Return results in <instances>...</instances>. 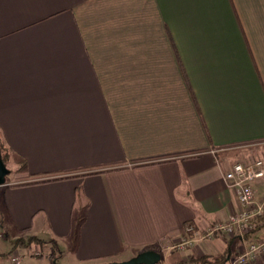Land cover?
Masks as SVG:
<instances>
[{
  "label": "crops",
  "instance_id": "1",
  "mask_svg": "<svg viewBox=\"0 0 264 264\" xmlns=\"http://www.w3.org/2000/svg\"><path fill=\"white\" fill-rule=\"evenodd\" d=\"M262 140L264 0H0V141L35 174L0 185V264H53L27 236L61 264H227L264 226L172 244L239 208L230 148Z\"/></svg>",
  "mask_w": 264,
  "mask_h": 264
},
{
  "label": "built area",
  "instance_id": "2",
  "mask_svg": "<svg viewBox=\"0 0 264 264\" xmlns=\"http://www.w3.org/2000/svg\"><path fill=\"white\" fill-rule=\"evenodd\" d=\"M264 177V163L262 160L242 163L235 162L224 173V178L235 191L239 208L229 214L223 221L213 223L205 228H198L193 224L185 227V237L181 238L172 248H181L192 244L197 239H211L218 235H238L245 237L255 226L253 219L264 213V196L258 200L255 196L254 183ZM174 245V246H173ZM264 255V239L246 242L242 251L232 256L227 264H250ZM21 255L11 257L12 262L18 264Z\"/></svg>",
  "mask_w": 264,
  "mask_h": 264
},
{
  "label": "trees",
  "instance_id": "3",
  "mask_svg": "<svg viewBox=\"0 0 264 264\" xmlns=\"http://www.w3.org/2000/svg\"><path fill=\"white\" fill-rule=\"evenodd\" d=\"M2 145L0 144V153H1L2 160L5 163V155L2 153ZM8 151H9L11 158H13V160H16V162L18 164V168H17L18 173L23 175V177H31V176L35 175V174H29L27 172L25 161L19 154L15 153L13 151H10L9 149H8ZM253 224L255 226L252 228V231H255L259 227L264 226V213L256 216L253 219ZM13 242H14V245H16V246H17V244L20 243V245H22V247L25 249H31L32 245H37L38 248H39V246H41L42 249H44V247L47 246L49 248V251H50L48 254H45L44 252H42V253L40 252V253H33L32 255L37 257V258H43L44 256H46L51 260V262L53 264H61L59 262V259L61 257V252H60V250L57 246V243L54 239L45 240V239L38 238L35 236H30L26 240H23L22 237L16 238V239H14ZM227 251L228 250H226V252H223L219 256H212V255H201V256H197V257L196 256H190L186 260L179 261L175 264H220V263L222 264L227 259V255H228ZM88 264H93V262H90Z\"/></svg>",
  "mask_w": 264,
  "mask_h": 264
},
{
  "label": "rangeland",
  "instance_id": "4",
  "mask_svg": "<svg viewBox=\"0 0 264 264\" xmlns=\"http://www.w3.org/2000/svg\"><path fill=\"white\" fill-rule=\"evenodd\" d=\"M0 144L2 145L1 141H0ZM230 150H232L237 155L236 158L234 159L235 162L248 163V162H253L256 160H262L264 163V140L249 142V143L240 144V145H235V146H232L230 148ZM2 153L5 155V163H6L5 166L9 170V173L6 176L4 184L12 185L15 183H20V181L23 178L20 177L19 176L20 173L17 172L18 164H17L16 160H13V158H11L8 149L5 148L3 145H2ZM260 235H263V233L258 234V236H260ZM24 236H27V235H24ZM29 237L30 236L22 237V238H23V240H26ZM48 239L49 238H46L45 240H48ZM0 247L6 253L9 251H12V248H13L12 244H10L9 241H5V240L1 241ZM19 249H21V248H19ZM25 250H27V249H25ZM31 250H32V253H40V252L46 253L47 251H49V248L46 246V247H44V249H42L41 246H39V248H38L37 245H32ZM159 250H156V251L161 254V252ZM28 251L30 252V250H28ZM137 254H135V255H137ZM5 257H6V254L0 253V261L5 260ZM130 258L131 257H128V258L117 257V258H114L112 260L93 261V264H101V263H106V262H110V261H123V260H128ZM84 264H88V263H84ZM156 264H162V257H161L160 261Z\"/></svg>",
  "mask_w": 264,
  "mask_h": 264
},
{
  "label": "water",
  "instance_id": "5",
  "mask_svg": "<svg viewBox=\"0 0 264 264\" xmlns=\"http://www.w3.org/2000/svg\"><path fill=\"white\" fill-rule=\"evenodd\" d=\"M9 170L6 168L0 153V185L5 183ZM161 254L154 249L144 250L128 260L110 261L101 264H156L160 261Z\"/></svg>",
  "mask_w": 264,
  "mask_h": 264
}]
</instances>
